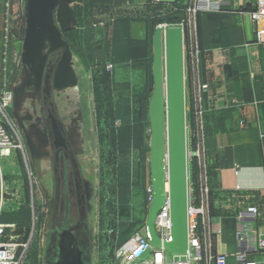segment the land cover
<instances>
[{"label":"rangeland","instance_id":"obj_1","mask_svg":"<svg viewBox=\"0 0 264 264\" xmlns=\"http://www.w3.org/2000/svg\"><path fill=\"white\" fill-rule=\"evenodd\" d=\"M60 4L62 8L60 11H56L59 6L55 9L53 20L61 40L66 44L74 43L70 49V63H62L64 49L52 50L51 38L46 41L45 50L36 48L32 52L31 62L27 65L23 54L29 28L28 0H0V96L6 92L13 95L5 110L7 120L4 122L16 136L17 144L21 145L17 152L24 153L26 161L14 169L7 166L10 160L6 162L5 159L1 168L7 167L4 172L11 178L17 167L24 178L23 205L15 215L10 213L15 216L14 222L21 232L19 243L28 244L24 264H50L57 260L58 239L54 230L58 226L72 227L79 238L80 249L85 252L84 261L109 264L117 248L146 223L149 213L148 189L152 187L150 121L145 120L143 142L131 155L128 184L124 168L119 165L120 153L115 144V131L119 125L115 108L130 93L126 84H117L115 79L119 74L130 78L126 73L132 71H119L118 64H108L110 52L97 40L92 43L96 46V63H93L87 59L92 51L79 48V42H84V32L89 30L90 34H98L103 27L105 41L113 29L122 24L129 28L134 25L136 30L141 28L140 32L144 34L146 20L167 13L146 0H72L70 7L65 1ZM69 8L74 21L66 12ZM103 13L104 18L101 17ZM124 18L135 21H123ZM107 66H112V70L108 71ZM59 73L67 79L58 83ZM40 76L44 78L42 82L38 80ZM144 77V72L138 73L140 83H144ZM43 86L50 89L44 104L41 98ZM187 107L188 150L191 151L188 102ZM48 109L74 144L73 156L63 158L62 154L61 158V154H57L63 171L58 167L52 170L50 162L41 169L33 163L38 152H51L50 139L44 128ZM191 163L189 161L190 173ZM80 190H84L83 193ZM6 199L5 210L10 212L9 208L16 205ZM166 256L169 264L175 260L169 253Z\"/></svg>","mask_w":264,"mask_h":264},{"label":"crops","instance_id":"obj_2","mask_svg":"<svg viewBox=\"0 0 264 264\" xmlns=\"http://www.w3.org/2000/svg\"><path fill=\"white\" fill-rule=\"evenodd\" d=\"M146 1L151 6L154 5L152 0ZM257 1L231 0L230 10L200 13L194 18V27L199 35L202 51L200 79L210 85L206 114V148L209 184L212 190L211 216L213 228L221 231L204 237V240H207L204 249L207 252L228 255L229 264H238L235 256L238 249L236 233L242 231L245 224L249 223L240 221L241 213L257 208L258 217L250 223L260 232H264V44L256 40V30L263 24L253 22L249 14L255 9ZM71 2L72 0L69 7ZM193 2L194 0H163L157 5L161 11L167 13L174 9L183 10ZM60 8L62 4L56 11H60ZM67 11L74 21L70 12L72 10L69 8ZM101 17L104 18V13ZM146 25L144 34L140 32L141 28L136 30L134 25L132 28L124 24L116 26L112 35L105 41L104 27L98 34H90L88 30L84 32V42H79V48L91 50L92 54L87 56V59L96 63V46L92 43L97 40L100 45L101 42L102 48L110 52L108 64H118L119 71H132L126 73L130 78H123L124 76L119 74L115 79L117 84H126L130 93L126 98L141 97V104L149 109L154 90V86L151 88L149 72L151 56L153 64V47L150 45V27ZM185 40L188 44V35ZM68 44L71 49L74 43L70 41ZM142 72L145 73L144 83H140L138 78V73ZM193 80V72L188 64L186 101L190 106ZM49 90L43 86V100L48 97ZM33 152L35 153L34 150ZM5 159L6 162L10 160L7 166L14 169V166H19V163L21 166L22 162L25 164L26 161L24 153L21 152H15L9 158H0L3 200L8 198L7 202L16 205L9 208L10 212L0 207V222L16 225L14 234L20 239L21 232L18 224L14 222V215L23 205L26 194L24 178L17 167L9 178L8 172H4L7 167L1 168ZM33 160L35 166L41 169L44 157L37 155ZM192 178H196L194 169ZM4 213H7L8 219H5Z\"/></svg>","mask_w":264,"mask_h":264},{"label":"water","instance_id":"obj_3","mask_svg":"<svg viewBox=\"0 0 264 264\" xmlns=\"http://www.w3.org/2000/svg\"><path fill=\"white\" fill-rule=\"evenodd\" d=\"M61 1L28 0L29 28L24 46L23 61L31 62L32 52L45 50L50 40L53 51L64 49L62 63L71 61L69 44L64 43L55 27L53 13ZM52 23V25H51ZM153 84L154 90L149 104L150 173L152 200L146 219L150 235V247L139 260L151 257L152 248H165L173 257L189 254L188 232V145L186 81L184 59V30L179 26L158 25L153 33ZM64 74V73H63ZM57 74L58 83L64 79ZM72 75L69 76L71 79ZM42 76L38 78L41 81ZM70 81V80H69ZM54 124L57 118L50 112ZM169 185L171 202L172 242L162 244L156 230V220L166 201ZM58 258L55 264H86L85 252L80 249L78 239L71 228L61 233L58 239Z\"/></svg>","mask_w":264,"mask_h":264},{"label":"built area","instance_id":"obj_4","mask_svg":"<svg viewBox=\"0 0 264 264\" xmlns=\"http://www.w3.org/2000/svg\"><path fill=\"white\" fill-rule=\"evenodd\" d=\"M162 2L163 0H152L154 5ZM231 8V0H194L184 10L185 17L178 24L184 30L185 81L188 64H190L194 79L189 114L192 130L191 151L188 150V166L189 161H192V168L188 180L189 254L185 257H175V260L170 264H229L228 255L207 252L204 249L207 245V240H204V237L221 233V231H216L213 228L211 216L212 190L209 184L208 151L206 148V114L210 85L200 79L202 51L199 45V35L194 27V18L200 13L222 12ZM249 14L253 22L263 24L256 30V40L264 44V0H258L255 9ZM186 35L189 36L188 44L185 40ZM112 68V66H107L106 69L111 71ZM12 99L11 92H6L0 96V158H9L18 149H21V145L17 144L16 136L8 130L4 122L5 119L7 120L5 110L11 104ZM186 108L188 137L187 103ZM193 169L196 174L195 179L192 178ZM148 194L151 201L152 187L148 189ZM2 195H4V186L0 181V207L5 209V200H3ZM258 213L257 208H251L239 216L240 221H249V223L245 224L242 231L236 233L238 249L235 256L238 264H264V232H260L250 223V221L256 220ZM171 229V202L169 188L166 187V201L156 220V230L162 244L172 242ZM15 230L16 225L0 222V264H24L28 244L19 243L18 237L14 234ZM149 247L150 235L145 223L130 236L129 240L117 248L109 264H169L166 256L168 252L163 247L152 248L151 257L139 260Z\"/></svg>","mask_w":264,"mask_h":264},{"label":"trees","instance_id":"obj_5","mask_svg":"<svg viewBox=\"0 0 264 264\" xmlns=\"http://www.w3.org/2000/svg\"><path fill=\"white\" fill-rule=\"evenodd\" d=\"M184 9H174L157 18L146 20L151 32L150 45H152V37L156 27L161 24L178 25L184 19ZM123 21L135 20L132 18H124ZM150 61L149 72L152 88L154 86L152 56ZM141 102V97L124 98L118 102L115 108V117L119 121V125L115 131V144L120 153L119 165L124 168L125 175L128 178V184L130 181L131 155L141 147L145 120L149 122L148 106L142 105ZM124 159L126 160L125 163L123 162Z\"/></svg>","mask_w":264,"mask_h":264},{"label":"flooded vegetation","instance_id":"obj_6","mask_svg":"<svg viewBox=\"0 0 264 264\" xmlns=\"http://www.w3.org/2000/svg\"><path fill=\"white\" fill-rule=\"evenodd\" d=\"M42 101L44 104L45 100H43V98H42ZM46 112H47L48 121H46L44 128L46 129V131L48 133L47 135L50 139V143H49L50 150L49 151H51V152L39 153L38 149H36V151L38 152L39 155H42L44 157L42 165H48L50 162L52 165V170H54L55 168L58 167L61 171H63L61 168L62 161L61 160L59 162L57 161V157H58L57 154L60 153L61 158H62V154H63V158L66 155L69 157L73 156L74 144L72 141L69 140L68 136L65 134L64 127L59 122L58 119H57L58 123L54 124V122L52 121V119L50 117V112H51L50 109H48ZM71 166H72V164H71ZM71 172H72L71 174L73 176L74 171L72 170V168H71ZM43 174L45 175V173H43ZM83 191L84 190H80V193H83ZM71 228L58 226V228H56L54 230L56 238L59 239V236L61 235L62 232H64L65 230H69ZM76 237H77L78 243H79V238L77 235H76ZM57 243H58V240H57ZM55 262H56V260H52L50 264H55Z\"/></svg>","mask_w":264,"mask_h":264},{"label":"bare ground","instance_id":"obj_7","mask_svg":"<svg viewBox=\"0 0 264 264\" xmlns=\"http://www.w3.org/2000/svg\"><path fill=\"white\" fill-rule=\"evenodd\" d=\"M167 187L169 188V185L167 184Z\"/></svg>","mask_w":264,"mask_h":264}]
</instances>
